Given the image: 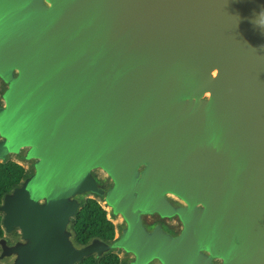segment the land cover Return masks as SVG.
Segmentation results:
<instances>
[{
    "label": "water",
    "instance_id": "water-1",
    "mask_svg": "<svg viewBox=\"0 0 264 264\" xmlns=\"http://www.w3.org/2000/svg\"><path fill=\"white\" fill-rule=\"evenodd\" d=\"M7 159L0 264H264V0H0Z\"/></svg>",
    "mask_w": 264,
    "mask_h": 264
},
{
    "label": "trees",
    "instance_id": "trees-1",
    "mask_svg": "<svg viewBox=\"0 0 264 264\" xmlns=\"http://www.w3.org/2000/svg\"><path fill=\"white\" fill-rule=\"evenodd\" d=\"M26 175L25 168L16 161L7 159L0 162V204L3 196L17 186ZM1 220L0 214V238L3 236ZM71 227L79 244H86L94 237L111 241L115 234L114 225L107 219L106 211L93 199L85 201L73 219ZM77 264H124V262L117 254L111 252L101 258L86 257Z\"/></svg>",
    "mask_w": 264,
    "mask_h": 264
},
{
    "label": "rangeland",
    "instance_id": "rangeland-1",
    "mask_svg": "<svg viewBox=\"0 0 264 264\" xmlns=\"http://www.w3.org/2000/svg\"><path fill=\"white\" fill-rule=\"evenodd\" d=\"M99 180H101V178H104L102 175H98ZM102 185H104L103 183H101ZM114 224L117 227V234L120 235V228L124 226V222L122 219L117 218L114 220ZM146 224H149V222L146 220ZM170 225L174 226L175 228H179V224L177 223V221H170ZM18 235L17 232L13 233L12 235H6L5 237L7 238V240L12 241L14 238H16V236ZM177 238V235L173 236V239L175 240ZM117 254L119 255V257L123 260L125 258H128V260L132 261L133 263V255L131 252H126L123 249H118ZM5 262L1 263L4 264Z\"/></svg>",
    "mask_w": 264,
    "mask_h": 264
}]
</instances>
